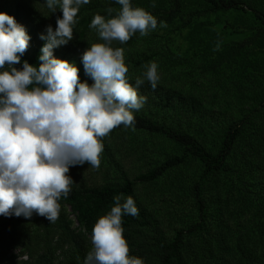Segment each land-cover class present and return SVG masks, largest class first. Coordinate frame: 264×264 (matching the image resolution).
Instances as JSON below:
<instances>
[{
	"label": "clouds",
	"instance_id": "9594fccd",
	"mask_svg": "<svg viewBox=\"0 0 264 264\" xmlns=\"http://www.w3.org/2000/svg\"><path fill=\"white\" fill-rule=\"evenodd\" d=\"M114 2L118 11L107 9V18L96 14L89 25L101 41L81 55L91 84L80 80L74 62L54 55L72 41L79 9L90 0H45L51 13L59 9L62 16L55 28L48 25L40 34L45 43L38 65L21 60L31 39L25 26L0 12V215L36 214L55 223L61 210L58 201L68 197L75 183L70 168L87 163L98 169L102 138L121 125L134 130V113L147 100L138 89L145 81L157 88V63L144 65L133 85L123 48L113 47V42L124 44L137 32L147 36L157 29V18L133 6L132 0ZM159 27L166 24L161 21ZM138 214L133 197L115 196L114 206L93 226L92 249L83 264H144L129 255L122 227L124 215Z\"/></svg>",
	"mask_w": 264,
	"mask_h": 264
},
{
	"label": "trees",
	"instance_id": "16d2710c",
	"mask_svg": "<svg viewBox=\"0 0 264 264\" xmlns=\"http://www.w3.org/2000/svg\"><path fill=\"white\" fill-rule=\"evenodd\" d=\"M204 1L208 6L206 10L212 13L240 8L246 4L244 0ZM42 4H46L45 0H0V12L14 16L30 35L29 47L21 60H27L33 65L39 64L40 49L45 43L40 39V34L48 26L45 21L47 18L37 10ZM248 5L264 29V11L257 7L252 8V3ZM101 6L99 0H90V3L82 5L73 31L84 35L94 15L100 14L107 18V12H98L97 9ZM54 55L74 62L78 67L80 80L93 83L85 74L82 53H78L70 42L55 49ZM16 67L21 68L22 64ZM140 91V95L147 98L145 105L150 110L147 113L144 110L134 113V129L158 134L177 145L180 152L132 181L122 172L121 175L113 176V180L107 179L99 185L73 184L68 197H61L58 201L61 210L55 223H50L45 217L36 214L30 218L0 215V264H83L92 249L89 236H92L94 224L100 216L110 211L114 206V197L121 194L124 197H133L139 211L135 217L124 215L122 227L129 246V255L142 258L144 264H190L184 253L189 248L190 238L194 237L199 240L201 238L203 244L192 264H224L227 260L222 263L225 259L222 255L227 253L231 256L238 253L239 258L236 261L240 264H264V217L263 221L253 224L256 240H249L253 230L247 225L232 244V251L226 244L230 232L228 219L223 218L225 212L228 218L231 217L229 208L232 202L234 205L237 201L247 204L252 199L264 216V177L257 178L255 164L250 161V155L245 158L241 150L243 144H240L246 127L251 128L252 114L237 120L220 122V118L214 117L212 110L204 107L200 100L191 95L162 90L158 86L153 90L149 83H144ZM263 105L264 103L261 107ZM256 111H259L258 108L255 113ZM199 123L203 124L204 130L213 129L217 125L221 127L214 150L204 144L201 130L190 131L194 124ZM123 127L121 125L111 132ZM102 143L104 150L100 154V161L107 162L105 173L108 174L116 162L109 159L110 153L104 138ZM189 161H195L199 166L197 176L187 181L195 217L168 237L158 227L156 217L147 206L134 198L135 185L138 182L152 184L164 174L179 169ZM114 173H117L115 167ZM233 190L237 194L236 201L230 199ZM71 213L78 222L77 228L72 226L69 218ZM211 215L214 218L208 221ZM238 228L243 227L237 225ZM249 242L250 248L247 246Z\"/></svg>",
	"mask_w": 264,
	"mask_h": 264
},
{
	"label": "rangeland",
	"instance_id": "374dc122",
	"mask_svg": "<svg viewBox=\"0 0 264 264\" xmlns=\"http://www.w3.org/2000/svg\"><path fill=\"white\" fill-rule=\"evenodd\" d=\"M99 2L102 6L97 9L98 12H107L109 8L118 11L120 8L114 0ZM244 2L246 4L240 8L212 13L206 10L208 6L204 0H132L133 6L142 7L157 18L158 27L147 36H141L137 32L124 44L113 42V47L123 48L127 76L133 85L136 78L142 77L144 65L155 62L160 76L158 87L196 97L204 107L214 112V117L220 118V122L252 114L251 128L246 127L240 144H243L241 150L245 158L250 155V161L255 164V175L260 178L264 177V107H261L264 103V29L248 4L252 3V8L264 11V0ZM37 10L53 28L56 27L57 17L62 16L59 9L51 13L46 4L39 5ZM76 19L79 20L78 17ZM161 21L166 27H159ZM89 25L84 35L73 31L70 43L78 53H83L91 43L101 42ZM217 44L219 49L214 50ZM138 93L141 94L140 88ZM257 108L259 111L255 113ZM141 110L147 113L150 109L144 105ZM179 124L184 126L181 121ZM195 130L203 132L202 140L206 147L212 150L217 147L221 127L217 125L213 129L204 130L203 124L199 123L190 129ZM104 142L109 149V159L116 162L114 167L117 173H114L113 167L106 174L108 164L105 161L100 162L98 169L85 163L70 168L68 175L74 184L99 185L107 179L113 180V176L121 175L122 172L132 181L180 152L172 141L158 134L133 130L131 127L110 132L104 137ZM198 171L197 163L189 161L152 184L138 182L135 185L134 198L147 206L156 217L158 227L168 237L195 217L187 181L195 178ZM231 194V201H236V192L233 190ZM67 210L70 212L69 207ZM229 210L231 217L228 218L225 212L223 218L228 219L230 232L226 244L232 251V244L247 225L253 230L249 240H256L253 224L263 221L264 216L258 211L253 199L247 201V204L237 201L234 205L232 202ZM69 218L72 226L77 228L75 216L71 213ZM213 218L211 215L208 221ZM237 225L243 228L237 229ZM89 239L91 242V236ZM201 241V238H190L189 248L184 253L188 263L196 261L198 249L203 244ZM249 244L250 242L248 248ZM222 256L225 258L222 263L227 260L224 264H240L236 261L238 253Z\"/></svg>",
	"mask_w": 264,
	"mask_h": 264
}]
</instances>
